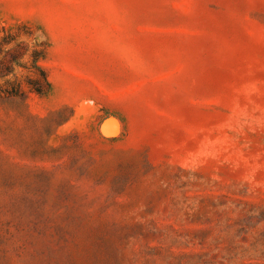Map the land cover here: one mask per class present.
I'll return each mask as SVG.
<instances>
[{"label":"rangeland","instance_id":"rangeland-1","mask_svg":"<svg viewBox=\"0 0 264 264\" xmlns=\"http://www.w3.org/2000/svg\"><path fill=\"white\" fill-rule=\"evenodd\" d=\"M4 32L51 90L0 99V264H264V0H0Z\"/></svg>","mask_w":264,"mask_h":264},{"label":"trees","instance_id":"trees-1","mask_svg":"<svg viewBox=\"0 0 264 264\" xmlns=\"http://www.w3.org/2000/svg\"><path fill=\"white\" fill-rule=\"evenodd\" d=\"M17 36L4 32L0 36V80L3 86L0 87V99H26L28 93L46 96L51 90V84L47 73L38 64L44 51L39 50L40 43L36 42L35 48L30 52L23 43H16ZM31 54L32 64L28 67L23 60L26 55ZM15 66L26 68L29 72L26 79L12 80L15 75Z\"/></svg>","mask_w":264,"mask_h":264}]
</instances>
